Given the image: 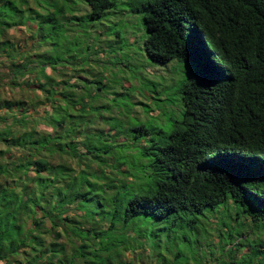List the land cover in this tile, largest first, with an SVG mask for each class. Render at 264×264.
I'll list each match as a JSON object with an SVG mask.
<instances>
[{
    "label": "trees",
    "instance_id": "1",
    "mask_svg": "<svg viewBox=\"0 0 264 264\" xmlns=\"http://www.w3.org/2000/svg\"><path fill=\"white\" fill-rule=\"evenodd\" d=\"M80 1L88 20L113 4ZM21 3L29 16L55 19ZM125 3L141 15L151 60L188 64L181 119L168 130L111 128L98 148L70 76L33 38L11 32L23 10L0 0V263L153 264L151 223L216 231L219 251L207 246L204 264H264L262 243L252 249L241 235L264 226V0ZM178 256L157 258L180 264Z\"/></svg>",
    "mask_w": 264,
    "mask_h": 264
},
{
    "label": "rangeland",
    "instance_id": "2",
    "mask_svg": "<svg viewBox=\"0 0 264 264\" xmlns=\"http://www.w3.org/2000/svg\"><path fill=\"white\" fill-rule=\"evenodd\" d=\"M27 1L28 7L40 15L56 12L54 22L40 21L33 14L29 16L27 6L21 0H13L23 10L24 25L21 34L11 32L26 38V44L29 37L33 38L38 44L34 49L58 59L59 70L74 82L72 96L77 104L84 106L87 135L98 148L106 144L101 132L111 128L121 134L133 133L136 125L168 130L181 119L178 89L188 77V64L176 60L158 63L148 57L143 49L145 30L141 15L131 13L125 0H112V6L96 20L86 18L88 7L80 0ZM59 6L62 7L60 13L56 9ZM73 113H76L75 108ZM118 138L121 140L123 135ZM131 160L137 167L138 158ZM145 233L148 246L155 251L151 256L153 264L160 263L158 255L165 257L174 252H179L177 262L180 264H204L209 252L207 246L211 248L213 244V252L219 251L212 242L217 239L214 230L207 238L201 228L196 233L187 228L170 229L162 225L158 230L148 223ZM243 233H247L249 247L257 248L258 242L262 243L261 249L264 248V226L252 232L247 228L241 235ZM229 247L225 245L223 252ZM233 248L226 254L234 252ZM245 251L243 247L241 253ZM239 252L237 250L235 255ZM242 255L247 259V252ZM262 255L264 249L260 251ZM226 256L223 258L229 260Z\"/></svg>",
    "mask_w": 264,
    "mask_h": 264
},
{
    "label": "crops",
    "instance_id": "3",
    "mask_svg": "<svg viewBox=\"0 0 264 264\" xmlns=\"http://www.w3.org/2000/svg\"><path fill=\"white\" fill-rule=\"evenodd\" d=\"M20 29H21V30H23V29H22V27H21V28H19V30H18V31H17V30H11V31H13V32H15V31H16V32H19L18 34H21V33H20V32H21V31H20ZM22 37H23V36H22ZM46 71L48 72L49 70H48V69H46ZM69 83H71V84L73 85V83H74V82H72V81L69 79Z\"/></svg>",
    "mask_w": 264,
    "mask_h": 264
}]
</instances>
